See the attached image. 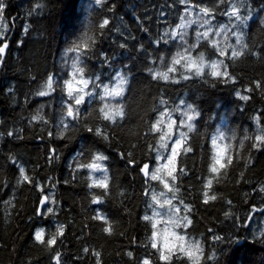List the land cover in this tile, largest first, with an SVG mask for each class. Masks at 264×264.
I'll use <instances>...</instances> for the list:
<instances>
[{"label": "trees", "instance_id": "1", "mask_svg": "<svg viewBox=\"0 0 264 264\" xmlns=\"http://www.w3.org/2000/svg\"><path fill=\"white\" fill-rule=\"evenodd\" d=\"M5 3L0 25H8L9 48L0 64V264H56L57 253L60 264H143L145 258L151 264H192L178 251L170 254L169 261H162L159 244L152 248L156 206L151 196L165 188L141 171L145 163L150 169L159 167L158 152L153 149H159L162 133L150 131L159 113L167 109L178 119L179 108L188 112L189 104L199 114L184 147L177 149L176 180L169 179L178 215L192 221L179 231L200 243L203 256L199 264H264V238L259 235L264 231V146L254 148V140L245 139L264 128V0H242L238 6L247 17L243 23L225 15L233 0ZM205 7L212 10L210 40H215L213 34L224 25L226 40L240 50L232 32H242L247 44L243 55L234 59L232 48H227L228 54L220 56L210 40L201 39L198 47H190L197 44L194 20L182 33L183 40L179 35L173 37V32L181 30L177 28L181 17L185 20L188 12L192 18L203 15L200 8ZM105 18L109 24L100 29ZM85 33L95 40L89 42L84 58L85 76L112 87L120 73L127 85L123 96L103 101L102 87L93 91L90 85L87 91L93 95L85 97L73 120L66 114L63 81L69 73L64 55ZM185 48L192 57L203 53L207 62L223 61L235 79L212 76L207 63L203 74L197 75L184 66L186 61L174 65L176 70L169 72L168 80L153 78L154 73L173 67L172 58ZM49 75L54 78L55 91L40 96ZM238 92L250 98L243 100ZM105 103L121 105L124 116L115 123L103 119L100 108ZM37 115L41 119L33 120ZM89 127L103 129L108 139L87 131ZM217 130L225 133V139L213 145ZM180 132H188L186 125H178L171 143ZM222 150L221 162L227 164L230 156L232 163L220 169L217 177L210 166ZM96 152L107 157L101 162L107 169L106 192L89 186L103 172L76 168ZM20 167L31 183L21 182ZM209 179L213 181L210 189L206 188ZM205 191L217 198L205 203ZM45 196L54 213L41 216L40 200ZM96 197L100 203L93 202ZM97 216H104L107 223ZM145 216L152 219L145 220ZM108 224L111 233L104 230ZM58 225L64 226V232L51 249L35 240L38 229L45 230L47 239ZM214 236L224 239L216 241ZM233 238L238 242H232Z\"/></svg>", "mask_w": 264, "mask_h": 264}, {"label": "snow or ice", "instance_id": "2", "mask_svg": "<svg viewBox=\"0 0 264 264\" xmlns=\"http://www.w3.org/2000/svg\"><path fill=\"white\" fill-rule=\"evenodd\" d=\"M187 0H181V3H186ZM222 3L223 0H220ZM102 3V0H95V4L100 5ZM242 3V0H233V3L230 5V11L226 12L225 15H229L230 17H235L236 20L241 21L243 23L247 17L241 15V9L238 6ZM7 7L5 0H0V20L3 19V13L5 8ZM186 12L189 11V9H185ZM200 12L203 13V16L201 17L203 21V25H208L209 27L203 31V32H197V44H193L190 47L195 48L198 47V43L201 39L203 40H210V33L213 32L212 27L210 26V18L212 17V10L205 7L200 8ZM181 20L184 21L183 23L177 25L178 29H183L188 24L191 23V21H185L184 17H181ZM109 24V20L107 18L103 19V21L100 23L99 28L103 29ZM0 28L3 30H0V41H3V43H0V62H2L3 54L5 53V50L8 47V40L5 38L7 34L8 25L2 24L0 25ZM226 26L221 25L219 26V29L215 31L216 36H220L222 33L225 35V39H227V32L225 31ZM27 31V26L25 27V32ZM230 31V30H229ZM173 37L179 35L180 39L183 40L184 36L180 32H173ZM233 36H236V44L240 45V50H236V48L228 44L226 48L222 49L220 47V44L216 40H210V43L212 44V47L216 49L218 54L220 56H226L227 48H232L231 56L232 58H238L241 55H243L244 49L247 48V44L243 43V33H236L232 32ZM89 42L91 44L95 43V40L92 36H89L88 33H85L83 37L80 39L73 41L71 46L67 49L68 52L75 53L74 58L72 59V73L71 77L69 79H66L63 81V88L66 90L68 100L65 102L66 104V114L68 117L75 120L80 113L79 106L85 102L86 96H92L93 92L87 91L89 86L91 85L93 88V91L96 87H102L103 94L100 96V99L103 101L105 98L111 97H121L124 94L125 86L127 85V78L117 73L118 80L113 87H109V85H98L96 84L90 77L85 76V67H84V58L86 57V54L89 50ZM182 61H186L184 66L189 70H194L197 75L203 74V69L205 64L207 63L208 66L211 69V75L218 78H229V79H235L234 77L230 76V73L228 72V65L224 64L223 61H211L207 62L205 60V56L203 53H200L198 57H192L191 53L187 48L183 50V52H177L176 55L172 58V64L173 67H170L167 72H156L153 74V78H162L164 80L169 79V72L175 71L174 65L181 64ZM223 68V70H222ZM98 79V78H97ZM54 78L52 75H49L47 80L45 81L43 88L46 89L44 91H40L38 95L45 96L48 95L49 92L55 91L54 88ZM257 87H260V82H256ZM248 91H251V89H248ZM238 96H240L241 99L247 100L250 97L248 96H241L240 93H237ZM163 103V101H161ZM181 103H184V101H181ZM188 112H185L186 121L181 120L179 122V126L183 127L186 125L188 132H180L179 136L174 140L172 143L170 154L167 157H164L159 154V149H165L167 150L169 148L168 140L171 139V137L174 135V129L177 126V121L171 117V113L165 109L161 111L157 117V120L151 125L150 131L156 132V133H162L159 136V149H153L158 152V155L156 157L157 161H164L159 167H156L154 169H150L149 164L145 163L143 167L141 168L142 173L148 177L150 180L160 181L163 183L164 188L167 189L169 192H173L174 188L170 186L169 179L172 181L176 180V176L173 174L174 168L172 165L174 164L175 158L177 156V149L184 147V142L188 138V133L192 132L194 130V124L192 123L195 119V116L199 113L196 112V109L193 105L189 104L187 105ZM100 112L102 113V117L105 120L111 121L113 123L116 122L117 118H122L124 116L123 107L121 105H109L105 103L101 108ZM168 117L169 123L166 125V129L164 130L161 128V125L164 122V117ZM41 119L39 115L33 116V120ZM257 123H259V118L257 117ZM68 127L67 124H64V129L66 130ZM89 132L95 131L97 136H100L104 139H108L107 133L97 127L95 129L89 127L87 129ZM52 133H49L51 135ZM8 135H12L11 132L8 133ZM63 135V133H61ZM225 139V133L222 131L217 130V136H214L212 138V144L216 145L217 141H223ZM245 139H253L254 143L252 147L254 148H261L264 146V128L260 129V134L255 135L254 137H245ZM241 144L243 142L241 141ZM151 147V146H150ZM185 151H191V148H185ZM52 153H55V149L52 150ZM84 155L83 152L80 153V156L82 157ZM225 153L222 150L219 157L213 158V163L210 166V171L214 174L219 176L220 169L226 168L228 164L232 163V158L229 156L227 157V164L222 163V158L224 157ZM107 157L104 156L100 152L93 153L90 157V161L88 163H78L76 165L77 169H83L87 168L92 171H100L103 172L104 175L101 179H93L92 184H90V187H98L105 190V192L109 188L108 184V177H107V169L105 168V165L101 163L102 161L106 160ZM129 163H134V161H129ZM219 165V167H217ZM20 175H21V182H28L31 183L32 179L26 174V171L23 167H20L19 169ZM148 181L146 180V183ZM212 179H209L206 185V188H211L212 186ZM43 190V189H41ZM261 191H264V188H261ZM147 195V193H145ZM165 193L161 192L159 196H164ZM204 195V202L208 203L209 200H215L217 197L216 195H209L208 191H205L203 193ZM175 197L173 196V199ZM152 201L155 205H158L161 209H166L165 213H161L158 211L153 212V216H163L167 215L169 217L168 220L164 221L166 225H171L173 228L178 227H187L192 223V221L187 217H180L178 213L180 212V209L178 207L173 206L172 199L165 198L163 201H161L157 194L153 193L151 196ZM49 197L45 196L41 201V208L38 211V214L43 216L47 214L54 213V209L52 207H48ZM94 203H100V197H96L93 201ZM54 203V201H53ZM181 203H183L181 201ZM230 203V202H229ZM151 207V205H150ZM185 211H190V208L188 206H185ZM227 215V213H226ZM97 219L104 220L105 223H107V220L104 216H97ZM145 220H151L152 217L145 216ZM157 223L159 221L153 223V228L157 227ZM106 232L111 233L112 227L111 224H108V226L104 229ZM64 232V226L58 225L56 228L55 233H49L48 238L45 239V230L43 228L38 229L35 234L34 238L36 241L40 242L41 244H46L49 249H51L56 243L59 236H62ZM157 235L156 232H153V237ZM262 238H264V231H261L259 234ZM172 236L175 237V239L179 242L178 244H173L172 246H169L167 243L165 244V248L167 250L166 254L165 252H161L160 259L162 261H169L171 258V255L174 251H178L182 253L183 255L187 256L189 260L192 261V264H199V261L201 257L203 256V249L200 246V243L198 241H190L188 240L186 235H179L175 232L172 233ZM214 239L216 241H222L224 238L221 236H214ZM232 242H238L236 238H233ZM152 248H157V243L154 241L152 243ZM87 252L88 249H85ZM97 257H99V253H96ZM129 256L132 255L131 252L128 253ZM213 257H210V259ZM56 264H60V253H57L55 256ZM143 264H151V261L147 258L143 260Z\"/></svg>", "mask_w": 264, "mask_h": 264}, {"label": "rangeland", "instance_id": "3", "mask_svg": "<svg viewBox=\"0 0 264 264\" xmlns=\"http://www.w3.org/2000/svg\"><path fill=\"white\" fill-rule=\"evenodd\" d=\"M202 16L203 15H201V14H196V15H194V18H192L191 13L188 12L187 15H186V19H185V21H192V20L195 21L196 27H195L194 31H192V33H193V38L196 41H197V36H196L197 32H203V31H205L207 29L206 25H203L202 26V24H203L202 19H201ZM190 24H188L186 27H184L183 29H181L180 32L181 33H184L185 32V28H188L190 26ZM213 36H214V39L216 41H221V45L222 44H224V45L226 44L227 45V43L229 44V41H227L228 38L226 40L225 39V35L223 33L220 36H216L215 33H214ZM74 56H75V53H71V52H68V51L64 55L65 61L68 64V73H69L68 79L71 77V73H72L71 64H72V59L74 58ZM116 82H117V80L112 84V87L115 86ZM179 111L181 113H180V117L178 119H176L175 116L173 115V113L170 112L171 113V117L177 121V126L173 130L174 132L177 129V127L179 125V122L181 120H185L186 121L185 112H187V110L185 108H179ZM168 123H169V120H168V117L166 116V117H164V122H163V129L164 130H167L166 129V125ZM167 142H168V145H169V148L167 150H165V149H159V154L162 155V156H164V157H167L170 154V149H171V146H172V143H171L172 140L171 139L168 140ZM221 142L222 141L218 140L217 141L218 145H220ZM158 162H159V166L162 163H164V161H158ZM172 167H173V165H172ZM169 184L171 186V183L170 182H169ZM161 192L165 193V195L164 196L157 195L158 198L161 201H163L165 198L172 199V204H173V206L176 207V204L174 203V200L172 198V193L169 192L167 189H163V190L159 191V194ZM155 206H156V208L154 209L155 211H158V212H161V213H165L166 212V209H161V208H159L158 205H155ZM155 218H156L155 219V222L159 221V223H157V227L155 229V232L157 233V235L154 237V240H155V242H157L159 244V246L161 248V252H165L166 254H168L167 253V250L165 248V244L167 243L169 246H172L173 244H178L179 243L175 239V237L172 236V233L175 232V233H177L179 235H184V234L179 231V227L178 228H173L170 224L169 225H166L164 223V221H166V220L169 219V217L167 215H163L162 217L161 216H156Z\"/></svg>", "mask_w": 264, "mask_h": 264}, {"label": "water", "instance_id": "4", "mask_svg": "<svg viewBox=\"0 0 264 264\" xmlns=\"http://www.w3.org/2000/svg\"><path fill=\"white\" fill-rule=\"evenodd\" d=\"M8 48H9V43H8V47H7V49L5 50V53H4L3 55H5V54H6V52H7ZM0 64H1V62H0ZM43 198H44V197H43ZM43 198H41V200H42ZM41 200H40V201H41ZM40 205H41V204H40Z\"/></svg>", "mask_w": 264, "mask_h": 264}, {"label": "bare ground", "instance_id": "5", "mask_svg": "<svg viewBox=\"0 0 264 264\" xmlns=\"http://www.w3.org/2000/svg\"><path fill=\"white\" fill-rule=\"evenodd\" d=\"M40 208H41V205L39 206V210H40Z\"/></svg>", "mask_w": 264, "mask_h": 264}]
</instances>
